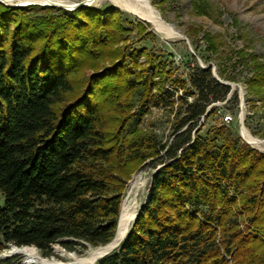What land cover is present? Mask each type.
<instances>
[{
    "label": "trees",
    "instance_id": "obj_1",
    "mask_svg": "<svg viewBox=\"0 0 264 264\" xmlns=\"http://www.w3.org/2000/svg\"><path fill=\"white\" fill-rule=\"evenodd\" d=\"M55 9L0 2V253L34 246L48 256L54 243L68 250L109 243L126 181L110 164L156 157L162 165L150 196L122 242L96 264H264V153L223 125L219 144L215 136L191 137L199 118L214 111L207 106L228 95L236 106V92L211 67H196L190 82L197 97L177 96L176 112L184 107L185 114L171 142L139 134L126 140L128 118L169 98L164 79L151 94L158 81L134 77L126 51L119 57L124 49L113 44L127 30L115 6ZM143 52L133 49L129 62L136 66ZM103 55L110 66L77 78ZM241 58L252 74L246 103L248 95L264 101V61ZM227 71L219 67L220 78L234 80ZM0 264L16 262L0 256Z\"/></svg>",
    "mask_w": 264,
    "mask_h": 264
},
{
    "label": "rangeland",
    "instance_id": "obj_2",
    "mask_svg": "<svg viewBox=\"0 0 264 264\" xmlns=\"http://www.w3.org/2000/svg\"><path fill=\"white\" fill-rule=\"evenodd\" d=\"M60 1L74 4L84 0ZM148 1L162 19L175 31L180 32L181 36L166 35L165 32L156 29L149 21L120 8L111 0H95L90 4L83 5L90 6L96 10H103L110 5L118 8L121 11L123 25L127 30L123 33V37L113 44L116 48L123 47L124 49L119 57H122L125 51L130 56V52L133 49H144L143 54L137 59L138 64L136 66L129 62V57L127 56V63L131 65L130 69L133 71V76L135 77V73L141 72L142 76L146 75L148 77L151 84L158 81L154 85L155 88L151 90V94H154L162 86L164 79L165 87L171 93L169 98L161 100L158 104L150 103L147 111L139 119L130 120L128 118L125 124L123 123L126 128L122 137L130 140L139 134L152 137L159 144L168 145L173 139L177 122L185 114L184 107L181 108L179 114L176 112L180 105L177 96H182L188 102L194 101L197 97V92L191 85L190 75L195 71L196 67L202 68L200 62L204 65L210 63L211 74L213 70L220 78L218 68L221 67V69H228L227 74L230 73L235 77L234 80L221 79L233 83V86H230L231 93L233 91L236 92L238 103L235 106L234 102H232L233 99L228 100L230 97L228 95L229 97L226 99L215 101L208 105L206 111H214L199 118L191 132V137L194 134L215 136V143L219 144L221 143V138L216 131L218 127L223 125L227 128L226 130L237 135L242 142L264 153L262 145H251L245 141L241 134V126H244L253 136L264 139V101L260 99L251 101L253 96L248 95L251 100L246 103V79L251 77L252 74L246 61L241 58L243 56L247 57V54H255L259 56L255 60L264 61V0ZM26 5L36 6L41 9L49 6L36 3H28L21 6ZM77 8L66 10L73 11ZM58 9L56 7L53 13H57ZM31 13L34 14L35 12ZM35 14H44V11L41 10ZM209 44H213L215 52L208 49L210 47ZM238 50L243 52L242 55L237 54ZM98 61L96 66L87 65L82 68L77 78L84 79L88 75L103 71V69L111 65L112 59L103 55ZM116 61H119V59L117 58ZM234 61L237 62L233 69L232 64ZM251 62L249 61L248 63L252 64ZM140 91L141 89L136 92L133 100H131L133 101L129 110L131 113L136 110L141 97ZM186 91L191 92L186 94ZM241 95L243 96L242 104ZM171 101H174L172 107L169 104ZM225 114L232 116L229 122L223 121ZM112 123L114 124V122ZM182 129L184 127L178 131ZM110 165L115 172L125 176L122 203L126 202L129 212L135 217L150 196L152 177L162 164L158 163L156 157H148L142 161H129L120 166H118L116 161H113ZM134 178L136 179V184L130 189V182ZM106 244L100 246L87 245L84 248L77 245L75 249L68 250L60 243H54L52 244V253L48 256L43 255L37 248L36 251L42 257L55 258L61 264H83L84 262L80 263L81 260L88 258L92 251ZM9 248L10 245L1 251L0 256L2 258H11L16 264H37L34 261L27 260L23 255H8L6 250ZM103 252L95 255L93 261L87 264H96Z\"/></svg>",
    "mask_w": 264,
    "mask_h": 264
},
{
    "label": "bare ground",
    "instance_id": "obj_3",
    "mask_svg": "<svg viewBox=\"0 0 264 264\" xmlns=\"http://www.w3.org/2000/svg\"><path fill=\"white\" fill-rule=\"evenodd\" d=\"M7 4H28V3H36L40 5H67L71 6L73 3L63 2L60 0H3ZM95 0H84L86 4H90ZM115 5L120 8L128 10L132 14L138 16L141 19L149 21L156 29L161 32H165L166 35H177L181 36V33L175 31L172 27L169 26L167 22H165L159 13L153 8L148 0H111ZM241 134L245 141L250 143L253 146H263L264 147V139L253 136L244 126H241ZM136 184V179H132L130 182V189ZM134 219V215L129 212L128 207L126 206V202L124 201L121 205L120 214L117 221V228L113 238L107 243L105 246L98 247L96 250L92 251L88 258L81 260L80 263H90L93 261L95 255H98L102 251H106L108 248L118 245L120 241H122L128 229ZM8 255H23L27 260H31L36 262L37 264H61L55 258H44L37 251L34 246H16L11 245L8 250H6ZM71 256V255H70ZM83 263V264H84Z\"/></svg>",
    "mask_w": 264,
    "mask_h": 264
},
{
    "label": "water",
    "instance_id": "obj_4",
    "mask_svg": "<svg viewBox=\"0 0 264 264\" xmlns=\"http://www.w3.org/2000/svg\"><path fill=\"white\" fill-rule=\"evenodd\" d=\"M0 2L1 3H3V4H6V5H10V6H21V5H24V4H7V3H5L3 0H0ZM83 5H86V3L85 2H83V1H80V2H78V3H74L73 5H71V6H67V5H57V4H50L49 6H55V7H58V8H64V9H73V8H76V7H79V6H83ZM200 65H201V67L202 68H204V69H207V68H209V67H211L210 65V63H207L206 65H204V64H202L201 62H200ZM212 74H213V76H214V78L215 79H217L218 81H220L221 83H224V84H227V85H229V86H233V83L232 82H230V81H226V80H223V79H221V78H219L216 74H215V72L212 70ZM243 103V96L241 95V104ZM121 205H122V202H121ZM120 210H121V207H120ZM120 210H119V214H120ZM137 216V214L135 215V217ZM119 217V216H118ZM134 217V218H135ZM134 220V219H133ZM118 221V220H117ZM118 224V223H117ZM116 228H117V225H116ZM116 231V230H115ZM116 246V245H115ZM115 246H113V247H110V248H108L106 251H104L99 257H102L103 255H105V254H107L108 252H110Z\"/></svg>",
    "mask_w": 264,
    "mask_h": 264
},
{
    "label": "built area",
    "instance_id": "obj_5",
    "mask_svg": "<svg viewBox=\"0 0 264 264\" xmlns=\"http://www.w3.org/2000/svg\"><path fill=\"white\" fill-rule=\"evenodd\" d=\"M232 119V116L230 114H225L223 116V121L224 122H229Z\"/></svg>",
    "mask_w": 264,
    "mask_h": 264
}]
</instances>
